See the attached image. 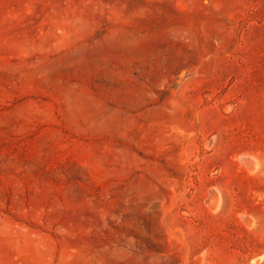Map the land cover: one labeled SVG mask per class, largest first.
I'll list each match as a JSON object with an SVG mask.
<instances>
[{"label": "rangeland", "instance_id": "1", "mask_svg": "<svg viewBox=\"0 0 264 264\" xmlns=\"http://www.w3.org/2000/svg\"><path fill=\"white\" fill-rule=\"evenodd\" d=\"M0 264H264V0H0Z\"/></svg>", "mask_w": 264, "mask_h": 264}, {"label": "bare ground", "instance_id": "2", "mask_svg": "<svg viewBox=\"0 0 264 264\" xmlns=\"http://www.w3.org/2000/svg\"><path fill=\"white\" fill-rule=\"evenodd\" d=\"M249 159H250V158H249ZM243 160H244V158H243ZM246 160H247V159H246ZM246 160H245V161H246ZM249 162H250V161H249ZM250 165H251V164H250ZM213 208H214V207H213ZM245 217H246V216H245ZM251 221H252V220H251Z\"/></svg>", "mask_w": 264, "mask_h": 264}]
</instances>
